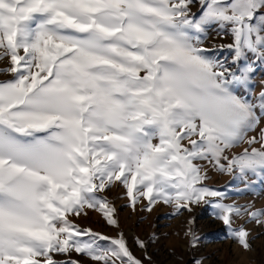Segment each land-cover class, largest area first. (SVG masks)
<instances>
[{"label":"snow or ice","instance_id":"6c2138e0","mask_svg":"<svg viewBox=\"0 0 264 264\" xmlns=\"http://www.w3.org/2000/svg\"><path fill=\"white\" fill-rule=\"evenodd\" d=\"M213 26L231 43L205 47ZM0 61V264H142L122 233L69 218L118 227L104 193L121 186L133 210L210 205L251 250L235 218L264 226V208L205 181L264 182V127L248 135L264 119V0H0Z\"/></svg>","mask_w":264,"mask_h":264},{"label":"rangeland","instance_id":"374dc122","mask_svg":"<svg viewBox=\"0 0 264 264\" xmlns=\"http://www.w3.org/2000/svg\"><path fill=\"white\" fill-rule=\"evenodd\" d=\"M198 7L195 5L193 11ZM214 28L215 26L209 31L205 47L231 43V36L225 35L221 38ZM219 55L223 57L225 53L221 52ZM5 66L6 62L0 61V68ZM6 78H9L8 74L0 73V80ZM252 79V95L255 97L264 87L261 84L264 80V67L258 66ZM262 127L264 119L248 135H257ZM246 146L241 144L234 151L239 152ZM208 176L206 184L228 193L225 202H235L243 206L252 202L253 208H264V182L258 181L255 184L258 194H253L252 190L236 192L235 189L243 188V183L233 181L226 173L209 171ZM255 179L257 178L248 176L249 181ZM124 191L121 186L112 187L104 193L115 208L114 218L118 221V227L109 225L102 213L91 209L86 210V214L69 218L81 228H88L108 237H116L122 233L130 251L142 264H194L197 259H202V264H264V226L248 221L246 216L235 218L234 226L243 224L249 230L251 250L247 251L228 236L222 222L212 215L213 209L210 205H193L191 212L184 210L179 215H174L171 205L159 203L149 212L143 210V205L147 202L141 201L133 210ZM190 219L193 221L191 225ZM189 227L199 237L196 247L189 245V237L185 235ZM137 238L144 241L146 248H141L136 243ZM65 258L57 257L61 260ZM71 258L79 260L81 264H94L88 257L74 252Z\"/></svg>","mask_w":264,"mask_h":264}]
</instances>
